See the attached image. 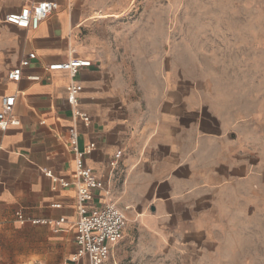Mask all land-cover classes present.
Instances as JSON below:
<instances>
[{"label":"crops","instance_id":"obj_1","mask_svg":"<svg viewBox=\"0 0 264 264\" xmlns=\"http://www.w3.org/2000/svg\"><path fill=\"white\" fill-rule=\"evenodd\" d=\"M144 1L0 0V107L14 97L11 115L19 122L0 129V264H72V129L79 152L95 145L82 160L98 182L87 207L113 205L126 220L103 264L215 263L216 249L227 245L218 224L221 209L230 210L232 186L247 179L246 146L226 137L186 83L155 74L164 54L145 43L150 32L136 31L145 20L137 11L150 4ZM42 2L57 9L36 30L4 22L28 3ZM30 54L35 58L20 80L10 82L8 74ZM70 60L90 66L75 78L48 70ZM135 72L154 73L148 89L142 79L136 85ZM71 83L80 87L75 109L67 104Z\"/></svg>","mask_w":264,"mask_h":264},{"label":"rangeland","instance_id":"obj_2","mask_svg":"<svg viewBox=\"0 0 264 264\" xmlns=\"http://www.w3.org/2000/svg\"><path fill=\"white\" fill-rule=\"evenodd\" d=\"M144 3L150 4L137 11L145 20L136 31L150 32L145 43L164 54L155 74L186 83L226 137L246 146L247 179L232 186L230 210L221 209L218 224L227 245L208 264H264V0ZM153 74L133 73L136 85L142 79L148 89Z\"/></svg>","mask_w":264,"mask_h":264},{"label":"built area","instance_id":"obj_3","mask_svg":"<svg viewBox=\"0 0 264 264\" xmlns=\"http://www.w3.org/2000/svg\"><path fill=\"white\" fill-rule=\"evenodd\" d=\"M57 6L54 3H28L18 12L12 13L4 18V22L14 25L24 30H36L40 23L49 17ZM35 55L30 54L24 59L20 66L8 74L10 82H18L21 77V69L27 67ZM88 61L70 60L66 63L51 65L48 70L62 71L69 74L71 78H75L79 70L89 67ZM35 80V78H33ZM67 104L72 108H76L78 103V94L80 87L75 83H71L66 89ZM14 97H7L1 100L0 107V129H5L8 125L17 126L18 120L12 117V107ZM74 116L83 123L88 124V118L74 111ZM70 149L76 159L77 173V221L75 223V245L76 253L70 260L72 264H79L82 259H86L88 264H103L110 255V249L115 246L120 239L125 227V217L123 213L113 205L103 207L102 209L88 208L87 204L92 200V192L98 187V182L93 172L86 168L82 160L94 150L95 145L89 144L82 152L77 149V132L72 129L69 132ZM120 153L115 155L119 158ZM112 162L111 165H114ZM62 187H66L67 183H60ZM18 221L27 222L22 216H18ZM31 225H51L47 220H29ZM63 223V219H59L54 223L55 227H59Z\"/></svg>","mask_w":264,"mask_h":264}]
</instances>
